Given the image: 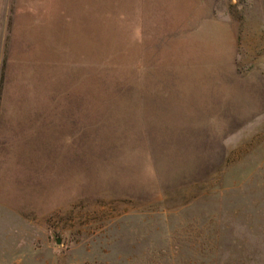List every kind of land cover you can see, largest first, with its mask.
I'll list each match as a JSON object with an SVG mask.
<instances>
[{
  "label": "rangeland",
  "instance_id": "1",
  "mask_svg": "<svg viewBox=\"0 0 264 264\" xmlns=\"http://www.w3.org/2000/svg\"><path fill=\"white\" fill-rule=\"evenodd\" d=\"M0 264H264V0H0Z\"/></svg>",
  "mask_w": 264,
  "mask_h": 264
}]
</instances>
